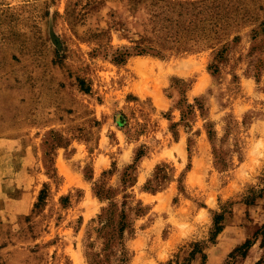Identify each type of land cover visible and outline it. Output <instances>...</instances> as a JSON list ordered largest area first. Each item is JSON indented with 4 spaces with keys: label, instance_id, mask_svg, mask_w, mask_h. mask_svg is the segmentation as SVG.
Segmentation results:
<instances>
[{
    "label": "rangeland",
    "instance_id": "rangeland-1",
    "mask_svg": "<svg viewBox=\"0 0 264 264\" xmlns=\"http://www.w3.org/2000/svg\"><path fill=\"white\" fill-rule=\"evenodd\" d=\"M94 255L264 264V0H0V264Z\"/></svg>",
    "mask_w": 264,
    "mask_h": 264
},
{
    "label": "trees",
    "instance_id": "trees-1",
    "mask_svg": "<svg viewBox=\"0 0 264 264\" xmlns=\"http://www.w3.org/2000/svg\"><path fill=\"white\" fill-rule=\"evenodd\" d=\"M260 193L262 192L261 190L259 191ZM255 194H259L255 191ZM226 209L221 212V213H216L215 214V218H214V221H213V226L211 228V239H215L217 237V235L222 231L223 227H224V221H225V218H226ZM114 215H115V211L114 210H109V212H107V216L106 217H103L101 216L102 218V223H101V226L99 227V231L101 232H104V235H108V228L112 225L113 223V219H114ZM125 215H122L121 216V219L119 221V228H118V231H117V234H118V237L119 238H123L124 236V231H125V228L128 226L127 222H126V219H125ZM113 240L112 237L109 238V243L107 244L110 245L111 241ZM252 246V242L250 241H247L245 244H243L241 247H239L236 251H242V255H246L247 252H248V249ZM200 244L199 243H196L195 244V250L193 253H197L198 251H202V249H200ZM244 250V251H243ZM126 255L122 256L120 258L121 261H125L126 260ZM96 263H99V261H97L96 259V255H94V257H92V260H91V264H96Z\"/></svg>",
    "mask_w": 264,
    "mask_h": 264
}]
</instances>
